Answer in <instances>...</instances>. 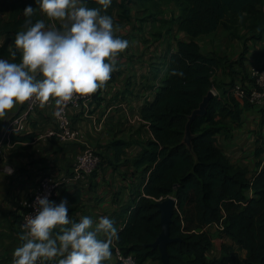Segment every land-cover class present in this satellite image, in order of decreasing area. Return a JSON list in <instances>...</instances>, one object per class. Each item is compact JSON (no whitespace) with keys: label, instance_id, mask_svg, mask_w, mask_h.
<instances>
[{"label":"crops","instance_id":"obj_1","mask_svg":"<svg viewBox=\"0 0 264 264\" xmlns=\"http://www.w3.org/2000/svg\"><path fill=\"white\" fill-rule=\"evenodd\" d=\"M129 17L119 18V11L108 13L116 26L115 35L129 41L128 47L115 58V71L104 86L97 89L94 100L79 109L70 110L73 127L82 138L72 143H61L55 137H47L56 128L55 107H43L27 120L29 136L25 141L8 137L0 156V264L12 261L13 250L20 245L22 233L21 200L29 197L45 176L55 179L69 177L75 158L87 149H93L102 157L97 172L83 180H71L60 188L56 200L67 199L69 217L79 221L90 216H109L118 232L126 224L128 209L134 207V198L142 193L149 173L137 169L134 162L143 152L147 142L154 139L151 126L142 118V110L152 103L163 85L169 68V57L179 49V43L192 38L178 26L180 7L176 0H128ZM17 0H0V50L7 55L15 49L14 40L18 28L11 35L6 33L12 23V11ZM22 4V2H20ZM264 13L263 5L260 7ZM43 18L51 27H60L58 21L43 16L36 5V19ZM25 20L23 13L17 18ZM251 28V21L244 22L236 30L220 27L216 32L198 38L201 53L218 56L223 65L213 81L217 91L223 92L236 83L250 82V69L264 60V28L262 36ZM16 59H19L17 51ZM24 104H18L6 116L0 117V134L6 120L17 115ZM225 128L217 135V146L234 165L248 171V177L264 167V152L256 155L264 146V109H245L240 121H224ZM116 141L127 143L121 155H116L112 145ZM11 168L12 174L4 173ZM174 198V197H172ZM175 199V198H174ZM176 200V199H175ZM55 231H59L57 228ZM214 247L209 257L220 258L222 245H233L218 225L207 226ZM104 238L103 234H99ZM221 245V247H219ZM114 247V241L112 248ZM236 249H239L235 245ZM103 264H117L114 252ZM59 257L45 264H57ZM146 264H159L148 260Z\"/></svg>","mask_w":264,"mask_h":264},{"label":"trees","instance_id":"obj_2","mask_svg":"<svg viewBox=\"0 0 264 264\" xmlns=\"http://www.w3.org/2000/svg\"><path fill=\"white\" fill-rule=\"evenodd\" d=\"M176 1L181 12L179 29L192 40L179 43L178 51L170 55L160 91L142 110L154 139L147 142L134 166L149 173V178L142 193L135 196L134 207L128 209L126 224L114 239L112 252L119 248L124 254H134L140 264L148 260L162 264L160 250L152 247L162 232L158 204L174 197L177 208L171 237L180 241L168 247L170 264H264V167L249 178L248 171L232 164L217 146L224 121H240L243 111L253 106L232 95L233 85L217 92L206 114L191 125L192 149L184 142L189 118L215 87L213 79L224 62L216 55H203L196 40L220 27L236 30L248 20L252 29L263 32L260 7L264 0ZM28 4L36 9L35 0H17L14 4L12 23L5 28L8 35L24 26L25 20L17 18ZM88 6L100 7L96 0H88ZM113 10L119 11L121 20H127L129 1L112 0L103 11L108 14ZM241 17L244 19L239 22ZM0 55H7L6 48ZM12 139L25 141L29 136L12 135ZM112 145L119 156L127 143L116 141ZM263 152L264 146L256 155ZM212 225H218L233 243L223 244L222 256L213 259L209 257L213 238L201 231Z\"/></svg>","mask_w":264,"mask_h":264},{"label":"clouds","instance_id":"obj_3","mask_svg":"<svg viewBox=\"0 0 264 264\" xmlns=\"http://www.w3.org/2000/svg\"><path fill=\"white\" fill-rule=\"evenodd\" d=\"M96 2L100 7H89L88 0H35L43 16L60 27L33 20L36 9L25 6V23L14 40L19 59L17 51L0 57V117L33 99L43 103L51 97L63 105L95 93L111 78L115 58L129 41L115 35L113 18L103 11L112 0ZM70 206L67 199L57 203L47 194L36 196L35 214L25 216L12 264H45L57 257V264H103L110 258L118 239L113 219L85 215L77 222L69 217Z\"/></svg>","mask_w":264,"mask_h":264},{"label":"built area","instance_id":"obj_4","mask_svg":"<svg viewBox=\"0 0 264 264\" xmlns=\"http://www.w3.org/2000/svg\"><path fill=\"white\" fill-rule=\"evenodd\" d=\"M214 93V92H213ZM232 95L241 100L248 101L251 106L264 109V60L262 64L253 66L250 69V82L248 85L244 83H236L232 86ZM96 92L88 96L77 97L71 101L65 102L63 105H56L55 98H49L47 102L39 100H31L24 103V107L17 115L9 117L4 129L0 134V156L3 154L4 144L11 135H23L27 132V120L31 114L37 113L43 107H55L56 113V128L50 131L47 137H55L61 143H72L82 138L80 131L76 130L71 121L70 110L79 109L84 105H88L95 98ZM214 95H217L215 93ZM101 156L93 149H87L75 158L72 166V173L69 177L55 179L51 176L43 177L37 184L33 193L21 200L20 207L22 209V218L19 224L21 232L24 231L22 225L25 223L26 215H34L33 202L36 196L47 194L50 200L56 201L60 194V188L71 180H83L100 168ZM4 173L12 174L13 170L9 167L2 170ZM117 264H140L134 254H124L119 248L114 252ZM12 264V261L9 263Z\"/></svg>","mask_w":264,"mask_h":264},{"label":"water","instance_id":"obj_5","mask_svg":"<svg viewBox=\"0 0 264 264\" xmlns=\"http://www.w3.org/2000/svg\"><path fill=\"white\" fill-rule=\"evenodd\" d=\"M214 96L215 95L213 92L210 91L204 98L199 109L195 110L189 118L184 142L190 149H192L193 140L191 125L198 117L204 116L206 114L209 102L214 98ZM158 208L159 212L161 213L162 232L152 247L160 250L162 264H170L168 247L169 245L180 241V239H174L171 237V224L173 222V217L177 208L176 200L172 197H169L164 202L159 203Z\"/></svg>","mask_w":264,"mask_h":264},{"label":"rangeland","instance_id":"obj_6","mask_svg":"<svg viewBox=\"0 0 264 264\" xmlns=\"http://www.w3.org/2000/svg\"><path fill=\"white\" fill-rule=\"evenodd\" d=\"M263 7H264V2H263ZM242 19H244V18H243V17L239 18V22H240ZM241 24L243 25V23H241ZM214 85L216 86V83H215ZM216 88H217V87H214V88L212 89V92H214L213 94H215V93L218 92ZM217 94H218V93H217ZM219 247H221V245H220ZM240 254L243 255L242 252H241Z\"/></svg>","mask_w":264,"mask_h":264}]
</instances>
